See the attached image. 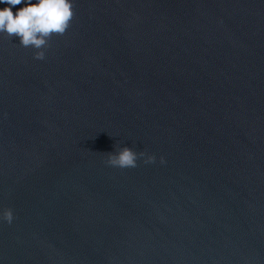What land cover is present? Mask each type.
<instances>
[{
  "label": "water",
  "instance_id": "95a60500",
  "mask_svg": "<svg viewBox=\"0 0 264 264\" xmlns=\"http://www.w3.org/2000/svg\"><path fill=\"white\" fill-rule=\"evenodd\" d=\"M71 11L0 34V264H264V0Z\"/></svg>",
  "mask_w": 264,
  "mask_h": 264
},
{
  "label": "clouds",
  "instance_id": "9594fccd",
  "mask_svg": "<svg viewBox=\"0 0 264 264\" xmlns=\"http://www.w3.org/2000/svg\"><path fill=\"white\" fill-rule=\"evenodd\" d=\"M0 34L15 37L23 47L35 50L34 58L43 60L44 47L53 34H63L68 27L73 13L72 0H0ZM15 5L21 7L13 13ZM137 153L127 146H120L111 152L107 163L113 167H135ZM153 156H148L146 163L154 162ZM160 163H164L163 157ZM14 219L9 207L0 208V220L11 224Z\"/></svg>",
  "mask_w": 264,
  "mask_h": 264
}]
</instances>
